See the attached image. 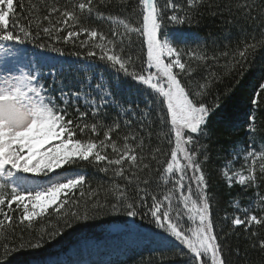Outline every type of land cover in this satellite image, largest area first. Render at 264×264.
I'll list each match as a JSON object with an SVG mask.
<instances>
[{
  "label": "snow or ice",
  "instance_id": "6c2138e0",
  "mask_svg": "<svg viewBox=\"0 0 264 264\" xmlns=\"http://www.w3.org/2000/svg\"><path fill=\"white\" fill-rule=\"evenodd\" d=\"M204 6L211 9V0H0V264H8L12 252L40 248L45 236L55 239L61 222L70 227L109 208L147 218L162 243L171 244L185 264H229L222 241L239 227L245 232L253 225L264 227V214H253L255 209L264 213L259 191L264 184V140L256 147L258 99L251 100L254 107L244 121L247 149L234 148L232 160L221 170L230 189H256L255 209L236 201L235 213L220 218L225 224L231 220V231L224 235L225 224L213 216L216 198L205 171L210 157L202 143L210 139L208 121L220 108L219 95L210 99L215 85L264 47V30L259 41L253 36L242 49L208 55L202 46L188 47L184 34L168 31L170 26L198 24ZM236 7L246 19H256L251 15L254 6L246 0ZM29 44L60 56L71 44L83 49L69 55L88 61L85 71L97 61L105 69L94 85L88 76L77 91L60 73L45 84L36 62L27 68L17 60L9 67L8 58ZM220 57L228 61L221 66L222 74L194 75L205 61L218 62ZM109 70L144 96L143 108L115 99L105 76ZM112 107L118 111L107 123ZM153 136L159 141L155 147ZM82 162L105 174L111 171L126 183L100 186L105 194L101 201L96 189H84L89 181L79 170ZM152 173H158L155 191ZM109 196L114 202L109 203ZM53 216L57 227L45 231L44 221ZM37 223L42 225L38 230ZM258 248L264 253V239Z\"/></svg>",
  "mask_w": 264,
  "mask_h": 264
},
{
  "label": "trees",
  "instance_id": "16d2710c",
  "mask_svg": "<svg viewBox=\"0 0 264 264\" xmlns=\"http://www.w3.org/2000/svg\"><path fill=\"white\" fill-rule=\"evenodd\" d=\"M134 2L135 0H133ZM244 2L245 0H211L213 5L211 9L207 6L200 9L203 15H198L197 18L200 21L198 24L170 26L168 31L170 33L178 31L193 34L195 39L185 42V44L193 49L202 46L208 55L219 56L221 52L231 53L242 49L245 42H253V36L259 41L261 39L260 32L264 30V15H261L264 12V0H246L247 3L254 6L251 15L256 17L255 20L250 17L246 19L242 11L237 9L236 5ZM129 11H131V7H129ZM212 11L217 14L212 15ZM100 27L104 31H108L109 26L101 24ZM24 47L31 52H45L60 56L58 53L48 52L31 44ZM64 48L65 54L61 57L70 60L72 64L62 68H44L40 73L42 82L48 84L53 75L60 73L59 78H62L73 91L79 90L82 83L87 84L88 76L92 77L91 85H94L98 74L105 69V65L97 61L94 69L85 71V65L89 62L85 61L82 56L77 58L69 55V52H83V49L74 48L71 44L65 45ZM227 62L225 57H220L218 62L205 61L194 75L198 78L210 76L211 73L220 75L224 71L221 66ZM109 72L110 70L105 72V76L111 85L110 90L115 99L125 105L139 104L140 108H143L145 106L144 96L130 87L129 83L124 82L123 77L117 81L115 74H109ZM131 83L135 84L134 81ZM261 83H264V47H258L243 67H237L230 75L223 78V82H218L210 98L214 100L215 96L219 95L220 108L208 121L207 131L210 134V139H202V143L208 145L210 158L205 165V171L208 174L209 191L216 198L213 200V216L218 224H225L220 219L225 213L230 217L235 213L236 209L233 204L236 201H239L240 206L255 209L254 192L256 189L245 190L239 185L230 189L221 175V170L228 161L232 160L234 148L243 146L247 149L249 140L244 121L246 114L254 107L251 104L253 98H257L260 104V108L256 111L257 149L260 141L264 140V90H260ZM91 85H89V90H91ZM258 92L260 95L257 97ZM108 111L111 115L106 122L110 123L111 117L116 114L118 109L112 107ZM123 134L124 130L122 129L121 136ZM158 143L159 141L153 136L152 146L155 147ZM241 163L243 162H239L240 165ZM82 165L83 167L79 170L86 174L89 181L84 185V189H96L101 201L104 200L105 194L100 186L106 189L113 181L121 185L126 183V181L115 178L111 171L105 174L97 171L87 162H82ZM141 175L148 174L142 173ZM151 179L152 190L155 191L158 173H152ZM259 191L264 194V184L261 185ZM76 194L78 196L79 192ZM111 202L114 200L109 196V203ZM81 203L83 204V201ZM51 211L50 208L49 212ZM83 211L84 207H81L80 212L83 213ZM253 214L259 216L264 213L255 209ZM41 226L37 223L35 229L38 230ZM43 227L45 231L49 232L55 229L57 227L56 218L53 216L45 220ZM59 227L62 229L60 234L55 239L45 236V242L40 248H25L10 253L7 256L8 264H60L65 260H67L65 264H80L78 262L80 259H85V264H185L181 256L175 255V249L171 244L165 246L162 243L158 235L159 230L155 229L147 218L128 217L123 214V211L113 212L109 208L100 211L99 214L87 221L72 222L70 227H65L61 222ZM29 230L32 231V229ZM230 231L231 220L229 219L223 233L220 234L224 235ZM19 232L20 229L17 228V233L19 234ZM252 232H256L257 236H252ZM24 236L25 240L29 239L27 232L24 233ZM9 239L11 240V238ZM259 239H264V227L258 225H253L249 232H245L243 227H239L233 234L227 236L222 244L225 246V255L229 264H264V253H261L258 248ZM85 244L111 250L112 259L104 260L103 253L106 252L94 256L90 251L84 249ZM254 244L257 247H253ZM8 247H13L11 242ZM3 257L4 248L0 246V258ZM71 257L77 259L72 261Z\"/></svg>",
  "mask_w": 264,
  "mask_h": 264
},
{
  "label": "rangeland",
  "instance_id": "374dc122",
  "mask_svg": "<svg viewBox=\"0 0 264 264\" xmlns=\"http://www.w3.org/2000/svg\"><path fill=\"white\" fill-rule=\"evenodd\" d=\"M177 33L184 34V36L186 37L185 42H188V41L195 39L193 34H189V33H185V32L175 31L172 34H177ZM17 60L20 61V66H26L27 68H30L32 66V62H36L37 67L39 68V73H38L39 75L44 68H48V67L62 68L63 66H67V65L72 64V62L70 60L65 59L64 57L45 53V52H37V51L31 52V51L26 50L25 47H24L23 51L18 56L8 58L9 67H11L13 64H15ZM234 168L235 169L240 168L239 162L234 165ZM57 171H59V170H57ZM83 247H84V249H87L88 251H90L91 254H93L94 256L101 254V252H106V253H103L105 255V257H104L105 261H109L112 259L111 255H110L111 250H104L101 248H95V247L88 245V244H85ZM70 259L73 261V260H76L77 258L71 257ZM66 261L67 260L63 261L60 264H65ZM78 262L80 264H85L84 263L85 259H80V260H78Z\"/></svg>",
  "mask_w": 264,
  "mask_h": 264
}]
</instances>
